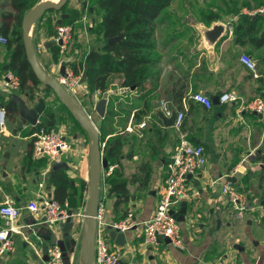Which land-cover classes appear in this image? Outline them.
<instances>
[{"label":"crops","instance_id":"crops-1","mask_svg":"<svg viewBox=\"0 0 264 264\" xmlns=\"http://www.w3.org/2000/svg\"><path fill=\"white\" fill-rule=\"evenodd\" d=\"M173 4L156 22V49L153 58L159 62L148 81L147 89L150 95L147 102L150 111L141 122L145 123L146 127L141 129V124H135V111L120 102L124 114L132 111L131 116L123 117L129 118L127 125L124 124V135L129 137L126 136L128 144L124 148L122 172L130 180L135 175H138V178L129 185L132 197L128 204L116 210L115 197L108 188V194L104 198V184L101 183L100 197L106 207L107 222L123 221L129 211L134 213L137 223L146 222L153 216L164 191L167 164L180 139L179 131L174 126L166 128L157 114L161 111L160 104L163 101L169 103L173 112H180L176 98L179 85L187 87L181 104L182 111L185 112L181 134L187 135L189 141L204 148L207 165L201 177L194 181V189L201 191L200 196L185 202L186 221L180 223L183 248L162 243L156 250L149 249L150 247L143 244L140 227H136L127 233L126 251L124 250L125 254L119 264H264V127L261 126L264 122L260 120L264 117L241 112L238 103L219 102L215 105L216 99L219 100L224 93H232L245 101L264 98V69L261 70L262 73L258 69L260 77L254 78L251 71L240 62L242 54L252 58L254 56L251 50L244 49L246 46L235 42L234 34L230 36L227 33L214 45H210L205 38L194 36L195 27L190 25V21L180 23L171 19L176 16ZM8 13H14L11 0H0V27L3 15ZM74 14L78 19L73 24V45L66 52H60L59 61L55 64L51 50L60 47L54 41L58 21L69 19ZM237 19L234 17L230 20L235 23ZM221 22L219 20L220 24L225 23V20ZM101 24L102 14L100 9L93 5L92 0H69L63 13L49 12L31 32L39 61L45 71L60 79L62 68H66L68 59H84L94 47L102 46L98 38ZM50 26H53L52 30H49ZM205 29L209 27H202L201 32ZM49 43H54L50 49L47 48ZM8 55L6 45L0 44V108L14 95L7 94L2 86L4 74L11 72L5 70V67H8ZM78 80L80 88L84 89L83 92H88L82 75ZM77 88L78 86L75 94L77 93L76 96L82 101V95ZM196 93H204L210 97L214 107L207 110L196 104L190 97ZM15 94L30 108L35 107L40 98L45 99V113L49 110V103H55L54 97L45 98L43 87L37 93L35 101L29 100L26 94ZM124 94L121 98L131 96V99L134 96L135 102L139 97L135 89L130 94ZM93 95L97 97V94ZM138 102L141 107H137V110H144L145 102ZM56 112L53 111L55 125L47 126L66 132V127L59 124ZM149 125L151 127L145 130ZM129 127L131 131L127 130ZM33 128L28 123L21 122L18 113L8 114L5 131L1 132L0 129V205L12 201L16 207L22 208L16 223L19 234L14 236L15 248L11 253L0 256V264L47 262L43 253V241L47 242L48 247L49 227L42 223V216L24 209L36 198L41 182L45 183V188L40 192L55 199V187L50 185V171L54 164L50 166L46 159H41L47 162L45 170L36 171L29 166L30 161H39L32 157ZM136 137L137 144L136 139L133 142L129 140ZM71 142L72 150L61 157V162H65L69 169L60 171H64L72 181L70 194L77 198L76 205H72L69 200L66 204L69 210L78 213L84 211L89 196L86 184L89 178L90 151L77 135L71 137ZM76 153L79 155L76 156ZM146 173H149L150 177L144 186L142 181ZM220 179L222 180L219 181ZM228 179L243 199L250 202L253 211H237L223 195L220 187L223 181ZM215 181H218L217 185L211 187V183ZM114 244L117 246L115 241H112V245ZM71 256H75V253Z\"/></svg>","mask_w":264,"mask_h":264},{"label":"trees","instance_id":"trees-1","mask_svg":"<svg viewBox=\"0 0 264 264\" xmlns=\"http://www.w3.org/2000/svg\"><path fill=\"white\" fill-rule=\"evenodd\" d=\"M175 1L92 0L93 5L98 7L102 14V24L98 29V38L102 46L94 47L84 59L74 57V59H68L65 63V66L71 67L75 77L83 76L89 94H97L101 99L105 93H110L105 118L101 119L95 114L93 121L101 123L99 132L101 143L104 145L103 153L107 168L115 167L113 174L105 179L107 188L115 197V210L128 204L132 197L129 185L134 179L138 178V175H135L130 180L122 172V160L125 158L124 148L128 144V138L127 135H124V132L129 118L123 119L122 105H116L115 100L125 95L124 93L130 94L132 89H135L139 94L137 101L145 102L146 107L144 110L132 108L135 111L134 123L141 124L143 118L148 116L150 111L147 102L150 95V91L147 89L148 81L152 75V70L159 62L158 59L153 58L156 49V22ZM37 3H39V0H11V7L15 14H4L2 26L0 27V36H4L8 40L6 45L9 50L8 70L20 79L21 86L18 93L26 94L31 101L37 99V93L41 87H43L45 97L53 94L52 89L42 86L36 78L27 60L23 44V17ZM66 8L67 6L61 11L52 12L61 14ZM47 14L38 22L39 24L46 18ZM77 19L78 16L74 14L69 19L63 20V24L73 25ZM219 20H221V16L218 14L207 17L209 24ZM234 24V36L237 44L251 46L255 50L264 48V17L262 15L239 14ZM38 26L40 27V25ZM41 27L46 28L44 25H41ZM52 28L53 26H50L49 30H52ZM51 52L54 63L57 64L61 48L54 47ZM186 93L187 87L179 85L176 95L179 111L183 110L181 104ZM60 105L82 129L65 106L61 103ZM1 106L6 108L8 114H18L16 104L10 99ZM131 112L129 110L127 114L130 115ZM119 116L122 118L120 123L117 121ZM41 122L44 125H55V116L51 109L45 113ZM34 131L35 128H33L32 134ZM30 162V169L39 171L47 168V162H44V160ZM149 177L150 174L146 173L144 181H142L144 186L147 185ZM50 183L55 187V199L59 203L65 205L69 200L72 205L77 204L75 196L70 194L73 183L64 171L51 175ZM79 204H81L80 200Z\"/></svg>","mask_w":264,"mask_h":264},{"label":"built area","instance_id":"built-area-1","mask_svg":"<svg viewBox=\"0 0 264 264\" xmlns=\"http://www.w3.org/2000/svg\"><path fill=\"white\" fill-rule=\"evenodd\" d=\"M48 0H40L45 2ZM245 12V11H244ZM249 16H264V7L254 12L246 10ZM234 21L222 23L227 33L232 36L234 34ZM74 26L58 25L55 33V43L62 42L60 46L62 52H66L74 42ZM8 40L0 37V44L7 45ZM240 62L253 74L254 78H259L258 67L255 60L247 55L242 54ZM65 75L58 79L62 85H74L78 77H75L70 66H66ZM2 86L7 94H15L20 90L21 82L18 76L13 72H6L2 80ZM73 87V86H72ZM74 89V88H73ZM198 105L207 110L214 107L213 101L204 93H196L190 96ZM221 104L238 103L239 110L250 114H257L264 117V98L258 97L254 100L245 101L232 93H224L219 97ZM161 111L169 118L173 111L169 107L167 101L161 102ZM185 119V112L177 113V119L174 128L179 131V144L171 155L166 167L167 179L163 194L161 195L153 216L146 222L137 223L134 213L129 211L123 221L116 223H108L106 220V207L100 200V206L97 215L98 228L95 242V264H119L125 251L119 245H112V239L109 236L110 230H118L120 233H129L134 228L140 227L142 232L143 244L146 247L158 248L166 240L170 241V245L182 249V237L180 222L175 216L179 212L183 203L191 201L200 196L201 191L194 189V181L205 170L207 158L204 148L195 145L188 140L187 135L181 134V128ZM8 120V112L5 107L0 108V129L4 132ZM33 139L32 157L34 160L46 159L50 166L61 162V157L68 154L72 150V145L62 129L51 128L42 124L39 120L35 126ZM141 129L146 127L145 123L139 125ZM128 131L132 129L127 128ZM104 147V145H103ZM115 167L105 168L102 172V182L104 184V198L108 194V188L105 179L110 177ZM1 174V171H0ZM191 177V178H190ZM220 179L219 181H221ZM218 181L211 183V187H215ZM45 188V183L39 184V192L36 198L31 200L25 207L27 211L42 216V223L49 228H56L59 224L65 222L68 218V204L62 205L57 200L48 197L45 193L40 192ZM220 190L229 199V202L239 212L254 210L250 202L240 195L234 188L231 180H224ZM101 199V197H100ZM22 208L16 207L14 202L7 201L0 205V256L11 253L15 248L14 236L19 234L16 226L17 220L21 215ZM85 212H74L71 217L79 226L84 219ZM2 221V222H1ZM114 242V241H113ZM48 261L46 264H65L64 254L57 242H52L48 246Z\"/></svg>","mask_w":264,"mask_h":264},{"label":"water","instance_id":"water-1","mask_svg":"<svg viewBox=\"0 0 264 264\" xmlns=\"http://www.w3.org/2000/svg\"><path fill=\"white\" fill-rule=\"evenodd\" d=\"M68 2L69 0H60L59 2L48 0L36 5L33 9L28 11L23 18L22 36L27 60L38 81L42 86L52 89L54 96L74 116L82 129L90 137L89 198L85 209L84 219L81 224L80 264H95V242L98 228L97 215L101 200L100 187L102 182V172L105 168H107V163L104 159L102 149L103 144L101 143V134L95 122L86 113L77 98L69 92L56 77L49 75L42 67L31 35L33 27L47 13L52 11H61L65 6H67ZM58 24L62 25L63 20L58 21ZM226 32L227 31L224 25L216 24L212 29H205L203 34L205 40L210 45H214L226 34ZM57 45L62 46V42L60 41ZM53 46L54 43H49L47 48L50 49ZM65 69V67L62 68V76H66ZM5 70H8V67H5ZM109 96L110 93H105L103 97L97 101L94 111L101 119L106 116ZM11 101H13L17 106L21 122L35 126L40 118L45 115L47 103L43 98H40L37 105L32 108H30L17 94L11 96ZM218 104L219 100L216 99L215 105ZM157 116L163 121L166 128H172L177 119V112L174 111L172 116L167 118L162 111H159ZM62 169L68 170L69 167L65 162L55 163L52 166L50 174L53 175L55 172ZM200 177L201 175L199 178ZM45 180H47V178ZM262 206L264 209V202H262ZM68 215L69 218L65 222L59 224L56 228H49L50 236L47 239V241L50 240V243L56 241L60 246L64 254L65 264H70V256L74 254L78 245L77 230L79 224L72 220V210L68 211ZM186 215L187 204L183 203L181 209L175 214V216L180 223H184L186 221ZM109 236L119 246H125L127 243V234L120 233L118 230H110ZM165 243L170 244V241L166 240ZM47 250V242L44 240L43 253L46 257L45 262L48 261Z\"/></svg>","mask_w":264,"mask_h":264},{"label":"rangeland","instance_id":"rangeland-1","mask_svg":"<svg viewBox=\"0 0 264 264\" xmlns=\"http://www.w3.org/2000/svg\"><path fill=\"white\" fill-rule=\"evenodd\" d=\"M54 1H56V0H54ZM261 7H264V0H176L175 3L173 4V9L175 11L176 16L171 17V19L178 21L180 23L190 21L189 22L190 25L195 27L194 30L196 33H194V36L198 35V37L203 39L204 35L201 32L202 27L207 26V27H209V29H212L213 25L220 24L219 21H217L214 24H209L207 22L208 16L218 14L221 16L220 21L224 22V20H225V22H228L230 19H233L234 17L238 18L239 14H243L242 11L246 12V10L248 9L250 12H254ZM160 17L162 18L163 16L161 15ZM225 35H227V32ZM244 49H249L252 51V54L254 56L253 59L257 63V67H258L259 71L262 73L261 70L264 69V48H262L260 50H255L251 46H246ZM245 51H244V53H247ZM77 86H78L77 89H78L79 93H81V95H82V98H83L82 101L80 99H78V97L76 96L77 93L75 94L74 89ZM80 86L81 85H79V80L76 81L74 83V85H64V87L77 98V100L79 101V103L81 104L83 109L86 111V113L91 117V119L94 120L95 116L97 115L94 110H95L97 101L100 100V98L98 97V95L95 98L94 95L89 94L87 91H85V93H84L83 92L84 89H81ZM51 96L54 97L55 103L54 102L49 103V109H51L52 112L57 111L56 113H57L58 118H59V122H60L59 124L66 127L67 130L65 129L66 132H64V134L67 136L71 145H72L71 137H73V135H77L82 140L85 148H89V151H90L91 143H90L89 135L83 129H81L78 126V124L72 119V117L69 115V113L65 109L62 108L60 103L57 101L56 97L53 94ZM130 97L131 96H127V97L123 96L122 98H120L121 100H119V101L115 100V103H116V105L120 106V102H121V103L129 106V109H132L133 107L134 108L141 107V105L139 104L138 101L135 102L133 100V98H135L134 96H132V98L129 99ZM124 115L128 116L127 113L126 114L123 113L122 117H125ZM121 120H122V118L119 116L118 117V123H120ZM260 120L262 121V123L264 122V119H260ZM95 124L99 129L101 123L97 122ZM206 126L207 125H203V127H206ZM261 126L264 127V125H261ZM150 127L151 126L149 125L148 128H146L145 130L149 129ZM127 137H129V135ZM134 139L135 138H132L129 140L131 142H133ZM137 139L138 138L136 137V144L138 142ZM103 148L104 147L102 146V149ZM78 155L79 154L76 153V156H78ZM88 167H89V165H88ZM88 170H89V168H88ZM88 188H89V178H88V181L86 184V191L87 192H88ZM223 195H225V194H223ZM88 198H89V196H88ZM88 198L86 200L84 212L86 209ZM75 200L77 201V198H75ZM77 239H78V245H77L76 251L74 252L75 256H73V257L71 256L70 264H80L81 227L79 228V230L77 232ZM170 246H173V245H170ZM123 249L125 250L126 247L123 246ZM149 249L156 250L158 248L151 246Z\"/></svg>","mask_w":264,"mask_h":264},{"label":"bare ground","instance_id":"bare-ground-1","mask_svg":"<svg viewBox=\"0 0 264 264\" xmlns=\"http://www.w3.org/2000/svg\"><path fill=\"white\" fill-rule=\"evenodd\" d=\"M60 0H56L55 2H59ZM76 89V88H75ZM75 89H74V91H75Z\"/></svg>","mask_w":264,"mask_h":264}]
</instances>
